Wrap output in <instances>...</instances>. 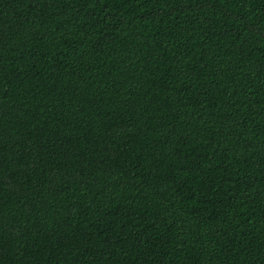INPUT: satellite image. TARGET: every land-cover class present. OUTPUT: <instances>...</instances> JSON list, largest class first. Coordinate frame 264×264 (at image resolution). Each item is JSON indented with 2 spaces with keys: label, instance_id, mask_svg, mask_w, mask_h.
<instances>
[{
  "label": "trees",
  "instance_id": "16d2710c",
  "mask_svg": "<svg viewBox=\"0 0 264 264\" xmlns=\"http://www.w3.org/2000/svg\"><path fill=\"white\" fill-rule=\"evenodd\" d=\"M0 264H264V0H0Z\"/></svg>",
  "mask_w": 264,
  "mask_h": 264
}]
</instances>
